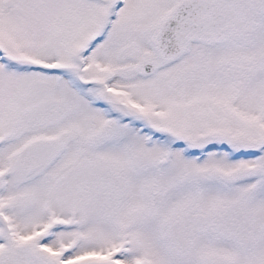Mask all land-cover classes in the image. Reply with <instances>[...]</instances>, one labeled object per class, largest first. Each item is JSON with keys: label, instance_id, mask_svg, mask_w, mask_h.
<instances>
[{"label": "snow or ice", "instance_id": "snow-or-ice-1", "mask_svg": "<svg viewBox=\"0 0 264 264\" xmlns=\"http://www.w3.org/2000/svg\"><path fill=\"white\" fill-rule=\"evenodd\" d=\"M0 264H264V0H0Z\"/></svg>", "mask_w": 264, "mask_h": 264}]
</instances>
